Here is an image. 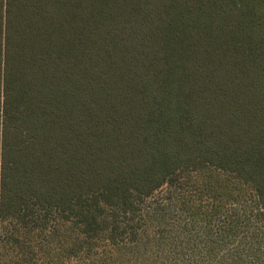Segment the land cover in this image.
I'll list each match as a JSON object with an SVG mask.
<instances>
[{
    "label": "trees",
    "instance_id": "16d2710c",
    "mask_svg": "<svg viewBox=\"0 0 264 264\" xmlns=\"http://www.w3.org/2000/svg\"><path fill=\"white\" fill-rule=\"evenodd\" d=\"M163 189L193 245L135 259ZM0 226L1 264H264V0H0Z\"/></svg>",
    "mask_w": 264,
    "mask_h": 264
},
{
    "label": "rangeland",
    "instance_id": "374dc122",
    "mask_svg": "<svg viewBox=\"0 0 264 264\" xmlns=\"http://www.w3.org/2000/svg\"><path fill=\"white\" fill-rule=\"evenodd\" d=\"M162 191L147 203L146 236L141 242L128 248V253L135 259H141L151 251L163 254V258H166L168 251L176 252L182 245L186 247L193 245L194 240L190 238H194L193 234L197 229H194L191 220L188 219V213L177 209L170 198L171 191L167 193L165 189ZM1 236L2 226H0V239Z\"/></svg>",
    "mask_w": 264,
    "mask_h": 264
}]
</instances>
